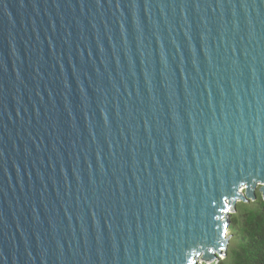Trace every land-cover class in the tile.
<instances>
[{
  "label": "water",
  "instance_id": "water-1",
  "mask_svg": "<svg viewBox=\"0 0 264 264\" xmlns=\"http://www.w3.org/2000/svg\"><path fill=\"white\" fill-rule=\"evenodd\" d=\"M264 200V0H0V264L219 262Z\"/></svg>",
  "mask_w": 264,
  "mask_h": 264
},
{
  "label": "trees",
  "instance_id": "trees-1",
  "mask_svg": "<svg viewBox=\"0 0 264 264\" xmlns=\"http://www.w3.org/2000/svg\"><path fill=\"white\" fill-rule=\"evenodd\" d=\"M239 202L230 216L232 236L224 258L214 264H264V200ZM234 242V244H233ZM197 264H207L199 260Z\"/></svg>",
  "mask_w": 264,
  "mask_h": 264
},
{
  "label": "rangeland",
  "instance_id": "rangeland-1",
  "mask_svg": "<svg viewBox=\"0 0 264 264\" xmlns=\"http://www.w3.org/2000/svg\"><path fill=\"white\" fill-rule=\"evenodd\" d=\"M233 213V211L231 212V214ZM231 216V215H230ZM229 237H230V240H231V238H232V236L230 235V229H229V232H228V234H227ZM233 244H234V242H233ZM221 258H224V256H221ZM214 264V263H213Z\"/></svg>",
  "mask_w": 264,
  "mask_h": 264
},
{
  "label": "built area",
  "instance_id": "built-area-1",
  "mask_svg": "<svg viewBox=\"0 0 264 264\" xmlns=\"http://www.w3.org/2000/svg\"><path fill=\"white\" fill-rule=\"evenodd\" d=\"M214 262H211V263H207V264H213Z\"/></svg>",
  "mask_w": 264,
  "mask_h": 264
}]
</instances>
